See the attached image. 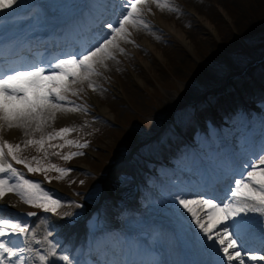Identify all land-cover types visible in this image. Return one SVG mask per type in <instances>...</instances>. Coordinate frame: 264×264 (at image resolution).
Masks as SVG:
<instances>
[{"label":"snow or ice","instance_id":"6c2138e0","mask_svg":"<svg viewBox=\"0 0 264 264\" xmlns=\"http://www.w3.org/2000/svg\"><path fill=\"white\" fill-rule=\"evenodd\" d=\"M16 4L17 0H0V10L11 9ZM152 5L161 11H180L174 0H121L120 15L105 25L107 32L92 42H83L79 51L48 62L10 67L7 70L0 68V132L5 128L25 129V136H29L28 130L32 133L43 132L58 115L88 113L90 106L78 104L70 99V95L80 96L85 91V84L93 92L103 91L95 78L103 76L102 69L109 67L108 61L119 63L117 53L126 54L122 44L136 43L132 38L133 31H153V25L147 19V13L152 12ZM75 130L61 127L47 133V136L41 135L39 139H27L24 147L35 146L38 152L44 153L45 159L49 149L63 148L66 145L78 149L87 148L88 141L80 143L66 139V135ZM57 138L64 139V144L51 143ZM22 151L21 144L9 143L0 136V201L7 194L13 193L25 204L55 213L63 202L47 192L41 182L26 178L23 172L13 166L9 158L16 164L25 165L29 173H45L46 178L50 170L60 174L56 179H63L73 169L54 164L44 165L37 157H32L30 161L21 155ZM51 154L60 155L64 160L85 155L82 151L63 155L59 152ZM32 161H35V166ZM48 179L51 182V178ZM225 182L230 186L223 187L222 194L219 195L207 198L200 193L191 197L184 192L174 195L172 200L177 207V213L186 214L199 230L196 243L208 249L209 254L215 255L212 264H245L246 260L264 264V255L247 250L242 252L244 244L238 243L242 235L252 230L257 222L250 214H258L259 222L264 227V154L246 163L240 178L233 180L230 170H225L223 175L213 178L211 190L215 191L216 184L223 185ZM76 207L80 205L77 204ZM26 215L34 217L37 214L28 212ZM31 231L27 222L19 218L5 217L0 209V264H54V258L58 255L56 245L48 241L47 251L31 248ZM17 240L24 246H19ZM26 253L28 259L25 257ZM59 260L72 264L68 255L59 256Z\"/></svg>","mask_w":264,"mask_h":264},{"label":"rangeland","instance_id":"374dc122","mask_svg":"<svg viewBox=\"0 0 264 264\" xmlns=\"http://www.w3.org/2000/svg\"><path fill=\"white\" fill-rule=\"evenodd\" d=\"M45 1L53 4V7L60 2ZM174 3L179 7V12L161 11L155 5L151 6L153 11L147 13V19L152 23L153 31H133L132 38L136 43L122 44L126 54L117 53L119 63L108 61L109 67L102 69L103 76L95 78L103 91L93 92L85 84V91L80 96L69 94L70 99L78 104H87L96 109H90L86 114H73L62 126L50 121L43 132L30 131L29 136L24 133L5 135L2 132L3 138L9 143L21 144L23 157L30 161L32 157H37L47 164L55 159L51 153L56 152V149H49L45 159L44 153L38 152L35 146L24 147V141L47 136V133L61 127H70L76 130L68 133L66 139L77 138V141L89 142L87 148L80 150L85 155L73 157L62 167L73 169L69 175L63 179L51 178L49 189L54 188L59 198L70 195L82 198L86 195L81 190L71 188L70 184L79 185L83 179L89 182L94 175L97 176L96 180L101 181L102 176L98 175L108 172H105L108 160L124 139L130 140L128 135L135 125L154 127L152 125L159 123H154V119L159 120L164 115L167 118L174 111L184 110L192 104L197 83L207 85L219 81V49L224 46L227 48L231 55L227 65L234 66L239 62V56H232L236 51L234 48H238L239 53L249 52L252 34L258 35L257 30L252 33L250 30L256 25L264 28V0H174ZM154 12L162 14L160 16L164 20L160 22L161 25L155 19ZM175 31L182 38L176 36ZM185 98L187 101L181 104ZM89 99H93L95 105ZM99 108H104L106 114ZM93 114H97V117H90ZM152 116H155L153 120ZM103 120H107L110 125H103ZM88 124L96 125L97 129L104 127L102 133L93 137L87 131ZM58 139L51 143L55 144ZM9 161L17 166L23 165L16 164L10 158Z\"/></svg>","mask_w":264,"mask_h":264},{"label":"bare ground","instance_id":"6f19581e","mask_svg":"<svg viewBox=\"0 0 264 264\" xmlns=\"http://www.w3.org/2000/svg\"><path fill=\"white\" fill-rule=\"evenodd\" d=\"M17 8L19 7V5L18 6H16ZM16 7H12V10L11 9H6L7 11H13V9L14 8H16ZM153 11V10H152ZM156 11V10H155ZM30 14V13H29ZM160 14L161 13H157V12H154L153 13V15L155 16V19L157 20V21H159L158 23L160 24V22L162 21V20H164L163 18H161V16H160ZM13 15H14V17H17V16H21L22 14L21 13H13ZM26 15V14H25ZM119 15H120V13H119ZM162 15V14H161ZM164 16V15H163ZM17 22H21L20 20H16ZM23 21H25L24 23H23V25L21 26V28H26L27 29V27H26V25L28 24L29 25V23H31V18H28V19H26V20H22V22ZM33 23H36V21L34 20V22ZM161 25V24H160ZM201 26H202V23L200 24ZM204 27H206L205 25H203ZM20 30H25V29H20ZM171 34V33H170ZM175 34H176V36H178V37H181L182 38V36H181V34L179 33V32H177V31H175ZM108 73V72H107ZM263 90H264V88H263ZM261 93H262V91H261ZM192 98H195V96L193 95L192 96ZM185 100V101H184ZM182 102H181V104H185V102L187 101V99L185 98ZM89 102H91L92 103V105H95V103H94V100L93 99H89ZM188 105V103L186 104V106ZM191 105V104H190ZM97 107H95L94 109H96ZM99 110L101 111V112H103V113H105L106 114V111H105V109L104 108H99ZM72 115H67V116H61V115H58V117H57V119L55 120L57 123H59L60 121H63V120H67L68 119V117H71ZM67 123V122H66ZM233 125V124H232ZM25 129H7V128H5L4 130H3V134H5V135H12V136H16L17 135V133H21V132H23ZM182 180H183V178H182ZM130 183V182H129ZM2 202H4V203H6V204H11V205H13V207H16L17 206V208H19L20 210H23L22 209V205H20L21 203H20V201L16 198V197H14L13 195H11V194H7L6 195V197H5V199L2 201ZM163 207H166V206H161V210L163 209ZM163 213L164 214H168L169 216H173V218H174V214H177L176 212H175V209H172V210H170L169 208H164V210H163ZM186 215V214H185ZM250 215H252L255 219H256V224L254 225V228H257V230H260V231H262V230H264V227H262L261 226V223L259 222L260 221V218H259V216H258V214H250ZM158 220H161V221H158ZM151 222H153V224L157 227L158 225H159V228H164V226H165V229L163 230V231H167V229H168V226H167V224L163 221V219L162 218H157L156 220H154L153 218L151 219ZM164 225V226H163ZM169 230V229H168ZM59 232L57 231V232H54L53 234H58ZM174 233H176V235L174 234ZM184 233H187L188 234V236H189V238L193 241V242H195L196 243V240H195V238H196V236H197V234H198V229L195 227V225L193 224V223H191V221H190V219H189V221L187 222V224H185V223H183V227L181 228V229H179L178 227L177 228H175L174 229V231L173 230H171L170 231V233H168L167 235H163L167 240L169 239V241L167 242V244H168V246H167V244L166 243H159V242H157L156 244H157V246H156V249H157V251L158 252H160L162 255H164L166 252H172V254H170V255H168V258L166 257V262H167V264H176V261L179 259V256L181 255V254H183V253H187V252H189L190 254H192L194 257H196V258H202L203 260H205L204 259V255H205V253H204V250L200 247V246H198L197 245V243H196V245L197 246H195L193 249H191V248H189L187 245H186V243H185V237H184ZM173 234V235H172ZM251 234V233H250ZM63 236H60V238H62ZM253 239H255L254 237H253ZM260 243L261 242H258L256 245H260ZM58 245V244H57ZM177 254H178V256H177ZM166 255V254H165ZM60 256V255H59ZM140 259H142V256H140V257H138V259L136 258V260H140ZM201 264H206L207 263V261H202V262H200ZM54 264H66V262H62V261H60L59 260V257L57 256L56 258H54ZM72 264H75V263H72ZM147 264V263H146ZM157 264H160V262L159 263H157Z\"/></svg>","mask_w":264,"mask_h":264}]
</instances>
